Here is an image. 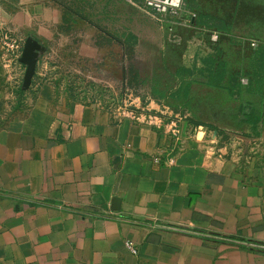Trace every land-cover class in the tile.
I'll use <instances>...</instances> for the list:
<instances>
[{
    "label": "crops",
    "instance_id": "0c3cea01",
    "mask_svg": "<svg viewBox=\"0 0 264 264\" xmlns=\"http://www.w3.org/2000/svg\"><path fill=\"white\" fill-rule=\"evenodd\" d=\"M65 7L0 0V33L46 46L21 104L0 59V264H264L263 98L223 91L256 83L251 54L196 32L151 67L171 90L132 98L133 117L62 89L79 17Z\"/></svg>",
    "mask_w": 264,
    "mask_h": 264
},
{
    "label": "rangeland",
    "instance_id": "374dc122",
    "mask_svg": "<svg viewBox=\"0 0 264 264\" xmlns=\"http://www.w3.org/2000/svg\"><path fill=\"white\" fill-rule=\"evenodd\" d=\"M57 1L79 15L75 25L67 21L72 25V28L68 25L69 33L77 44L75 55L71 61H65L58 75L63 79L62 89L67 92L111 107H119L129 96L132 99L138 95L170 92L173 82L166 81L164 85L163 81L155 87L150 81L153 76L150 69L160 66L165 49L186 48L196 32L204 36L207 44L202 46L211 47L213 43L215 48L221 42V34H230L234 36L236 48L246 52L245 56L251 54L248 65L256 74L255 84L248 88L242 84L241 92H234L240 93L243 100L250 96L255 98L254 102L263 98L264 112V0H186L187 10L196 13V24L191 28L178 26L171 33L160 28L149 13L129 0ZM105 5L109 17L103 24L97 16L104 13ZM116 13L121 20L111 17ZM93 24L101 27L95 28ZM214 35L217 37L213 38ZM223 89L225 95L230 94ZM174 94L175 99L181 96L179 92Z\"/></svg>",
    "mask_w": 264,
    "mask_h": 264
},
{
    "label": "built area",
    "instance_id": "2783aa9c",
    "mask_svg": "<svg viewBox=\"0 0 264 264\" xmlns=\"http://www.w3.org/2000/svg\"><path fill=\"white\" fill-rule=\"evenodd\" d=\"M134 5H139L147 13L165 24L171 33L177 25L191 27L194 24L195 12L186 9L185 0H129ZM214 35L213 38H216ZM24 38L15 36L10 30L0 33V59L5 69V81L12 100L16 103L24 102V94L20 93L23 88V78L26 66L19 60L22 53ZM242 84H248L246 77H241ZM32 83V82H31ZM24 89V88H23ZM120 113L128 112L135 117L137 112H143V107L135 105L132 99L121 101L119 107H114ZM152 118V116L150 117ZM128 248L136 253L137 249L132 242H127Z\"/></svg>",
    "mask_w": 264,
    "mask_h": 264
},
{
    "label": "water",
    "instance_id": "95a60500",
    "mask_svg": "<svg viewBox=\"0 0 264 264\" xmlns=\"http://www.w3.org/2000/svg\"><path fill=\"white\" fill-rule=\"evenodd\" d=\"M45 50L46 46L32 35L25 38L22 53L19 57V60L26 66L22 85L24 89L30 87L36 73L39 57Z\"/></svg>",
    "mask_w": 264,
    "mask_h": 264
},
{
    "label": "trees",
    "instance_id": "16d2710c",
    "mask_svg": "<svg viewBox=\"0 0 264 264\" xmlns=\"http://www.w3.org/2000/svg\"><path fill=\"white\" fill-rule=\"evenodd\" d=\"M73 13V11H72V9H70L69 7H68V5H66V7H65V14H67V15H65L66 17H67V19L66 20H68V19H70L69 17L71 16V14ZM74 14V13H73ZM178 26H176L175 28H177ZM240 82L241 81H238V82H235L234 84H231V85H229L228 87H226V89L230 92V94H235V92H234V90L235 91H237V92H240V90H241V84H240ZM250 87V86H249ZM247 88H248V86H247ZM26 90L27 89H23V88H20V93L21 94H24L25 92H26ZM254 117V118H256L255 119V121H254V125H255V127H258V123H259V121H260V119H261V117H260V115H256L255 114V112H252L251 113V117Z\"/></svg>",
    "mask_w": 264,
    "mask_h": 264
}]
</instances>
